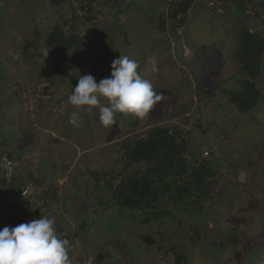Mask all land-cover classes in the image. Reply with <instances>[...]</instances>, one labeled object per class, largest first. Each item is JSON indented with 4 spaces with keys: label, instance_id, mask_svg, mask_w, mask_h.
<instances>
[{
    "label": "rangeland",
    "instance_id": "1",
    "mask_svg": "<svg viewBox=\"0 0 264 264\" xmlns=\"http://www.w3.org/2000/svg\"><path fill=\"white\" fill-rule=\"evenodd\" d=\"M245 2L242 9L232 2L214 12L207 2L199 3L188 14L189 28L179 35L192 52H185L176 39L174 47L168 42L167 56L158 55V63L151 44L160 35L150 28L141 38L127 30L121 46L111 31L107 45L99 41L89 54L51 57L46 38L63 22L65 8L59 10L49 0H0L1 98L14 86L25 90L21 110L12 96L14 109L0 114V155L27 159L29 152H19L39 144L34 163L55 164L46 171L54 182L40 192V211L31 217L23 216L24 210L13 213L17 184L1 183L0 230L41 216L53 218L57 232L69 241L71 264H264V68L257 81L261 102L252 112H239L230 101L246 77L236 58L237 35L252 25L250 15L256 17L250 0ZM27 41L31 46L24 50ZM121 54L137 61L138 72L161 100L144 118L117 114L116 123L105 127L99 109L93 108L70 124L74 108L67 99L79 76L91 74L99 83L110 77L112 61ZM49 99L56 103L45 104ZM47 106L48 114L42 111ZM159 123L192 131L195 154L212 149L216 155L210 158L224 190L206 206L198 224L169 216L142 222L128 209L118 213V204L111 202L113 191L104 173L123 172L121 142ZM50 138L57 143L54 147ZM147 235L153 243L144 239Z\"/></svg>",
    "mask_w": 264,
    "mask_h": 264
},
{
    "label": "trees",
    "instance_id": "2",
    "mask_svg": "<svg viewBox=\"0 0 264 264\" xmlns=\"http://www.w3.org/2000/svg\"><path fill=\"white\" fill-rule=\"evenodd\" d=\"M49 1L55 7L64 2ZM192 3L193 0H172L169 19L175 30L187 22ZM99 40L93 32L81 35L56 24L46 38L45 49L51 57L85 55L98 48ZM237 41L236 58L246 77L240 79L243 89L233 92L230 101L236 110L248 114L261 102L262 91L257 81L264 68V36L243 28ZM29 46L30 41L25 42L24 50ZM193 136L192 131L178 124L159 123L121 142L125 158L123 172L104 173L106 186L113 191L111 202L118 204V213L128 209L146 223L164 216L189 224L192 220L197 224L202 221L208 210L206 206L224 188L218 166L210 158L211 155L216 157L214 151L209 150L207 157L203 156V151L195 154ZM1 183H7L2 176ZM144 239L153 243L150 235Z\"/></svg>",
    "mask_w": 264,
    "mask_h": 264
},
{
    "label": "clouds",
    "instance_id": "3",
    "mask_svg": "<svg viewBox=\"0 0 264 264\" xmlns=\"http://www.w3.org/2000/svg\"><path fill=\"white\" fill-rule=\"evenodd\" d=\"M232 2L236 3V0H232ZM263 7L264 3L261 4L260 9ZM259 26L249 28V30L251 32L258 31L264 35L260 22ZM138 67L136 60L121 54L112 61L110 77L101 79L99 83L91 74L79 76L77 85L67 99V102L74 108V111L69 115L68 122L76 125L80 113L91 112L93 108L99 109V120L105 127L116 123L115 116L117 114L134 115L138 118L147 116L150 110L161 100V95L154 89L149 80L142 77L137 70ZM155 70L154 65L153 71ZM15 87V92L24 102L25 99L22 96L24 89L21 90L20 86ZM102 100H106L107 105L102 103ZM22 157L18 159H22ZM24 161L22 162L24 163ZM1 176L3 177V175ZM16 179L13 182L16 183ZM34 182L38 188L37 196H39L38 184L36 181ZM7 183L9 182L7 181ZM22 184L17 185L19 190ZM17 197V200L11 203L12 208L23 201L25 208H20L26 210V201L20 199L19 196ZM0 264H71L69 241L60 236L55 220L47 216H41L11 228L5 226L0 230Z\"/></svg>",
    "mask_w": 264,
    "mask_h": 264
},
{
    "label": "crops",
    "instance_id": "4",
    "mask_svg": "<svg viewBox=\"0 0 264 264\" xmlns=\"http://www.w3.org/2000/svg\"><path fill=\"white\" fill-rule=\"evenodd\" d=\"M203 1L207 3L209 2V0H193L188 14L192 13V11L196 9L199 3L201 4ZM214 1L218 2L222 0ZM245 1L247 0H236V3H234V5L242 9L244 7L243 4ZM171 2L172 0H64V2L61 3L60 7L57 8L59 10L62 7L65 8L66 16L63 18V22L61 24L64 25L65 28H67L68 32H81V34L83 35H87L88 33L93 32L96 37L100 39L99 41L102 42L100 43L102 44V46L107 45L105 41L107 37L106 34H111V31L114 34L112 40L116 38V44L119 46H121V42L123 40L122 38L128 35L127 30H130L131 33L135 34V38L143 37L144 34L147 33L146 31L149 28L154 32L157 31L160 36L156 38L154 44H151V48L154 49V53L156 54L157 59L156 62L159 63L162 62V60L158 58V55L161 56V54H164L167 56L168 42L172 47H174L176 44V39H180L179 43L181 44L182 49L185 48V52H188L189 54L192 52L190 48L184 46V44H186V40L183 39L182 36H179L181 34L177 33V29L175 30L173 28L172 22L169 19V6ZM250 2L254 7L253 13L258 14V17L259 10H261L260 6L264 3V0H250ZM251 17L253 20L252 25H249L248 28H256L257 26H259V19L255 17V15H251ZM84 24H86L85 29L79 30L78 27H81ZM183 28L184 33L186 29L189 28L187 22L184 24ZM172 56L173 58L177 56L176 52L175 55ZM13 89L10 88V94L7 95L4 100L3 98H1L2 94H0V114L5 115L8 110L14 109L13 107H11L10 98H12V96H15L16 98V103L18 105L16 107L18 108V110H21L19 109V106L23 104V100L19 95L16 96L15 86ZM43 102L41 104H43ZM55 103V100L50 99L46 100L45 102V104L52 106ZM42 111L48 114V112L50 111V107H42ZM49 119L47 120L49 121ZM53 136H56V134L53 133ZM48 142L52 147L57 144L51 138ZM39 148L40 145L38 144L36 146L30 147L29 150L20 152L18 151L19 153L25 155H27L26 152L29 153L27 155V159H25L26 156H24L25 158L22 159L25 161L18 169L16 184L19 185L26 179H35L37 183L41 182L40 184H43V186L41 187L38 186L39 192H43L46 187L50 189L54 182L49 179L50 174L46 175V171L49 166H55V164L52 160L51 164H48L49 162L34 163V159H36L34 150H39ZM19 205H22L25 208L23 201H21Z\"/></svg>",
    "mask_w": 264,
    "mask_h": 264
},
{
    "label": "built area",
    "instance_id": "5",
    "mask_svg": "<svg viewBox=\"0 0 264 264\" xmlns=\"http://www.w3.org/2000/svg\"><path fill=\"white\" fill-rule=\"evenodd\" d=\"M181 1V0H180ZM232 0H224L220 2H215L214 0H209L208 5L212 8V12L214 10L222 11L223 8L225 9L226 6L231 4ZM258 11V10H257ZM259 22L261 25V29L264 32V7L259 10ZM183 27L177 28V33L182 34L183 33ZM25 90L22 91V96L24 97ZM209 149H205L203 151V156L207 157L209 156ZM23 159V158H22ZM22 159H16L8 154H2L0 155V172L3 175V177L8 182H13L18 177V169L22 166ZM38 188L35 182L31 179H26L20 190H19V197L20 199H23L27 203V209L26 212L23 213V209L14 206L13 207V213L15 215H25L26 217H31L34 212H38L39 205H38Z\"/></svg>",
    "mask_w": 264,
    "mask_h": 264
}]
</instances>
